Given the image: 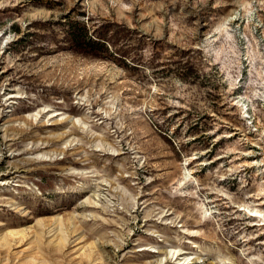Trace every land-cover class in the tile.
I'll list each match as a JSON object with an SVG mask.
<instances>
[{
    "label": "rangeland",
    "instance_id": "1",
    "mask_svg": "<svg viewBox=\"0 0 264 264\" xmlns=\"http://www.w3.org/2000/svg\"><path fill=\"white\" fill-rule=\"evenodd\" d=\"M253 209L264 0H0V264H264Z\"/></svg>",
    "mask_w": 264,
    "mask_h": 264
},
{
    "label": "bare ground",
    "instance_id": "2",
    "mask_svg": "<svg viewBox=\"0 0 264 264\" xmlns=\"http://www.w3.org/2000/svg\"><path fill=\"white\" fill-rule=\"evenodd\" d=\"M233 19L234 18H231V19H229V21H233ZM224 30H225V32H226V34H228L229 36H231L230 34H229V29L227 28V27H224ZM262 80H263V78H261ZM233 104H235V105H237L238 106V108H241L242 110H243V112L246 114V113H248V102H247V100L245 101L244 100V98L243 97H240L239 99H237L236 100V102L235 103H233ZM44 109H41L40 111H38L36 114L35 113H33V114H35L33 117L35 118V120H37L40 116H41V114H43V113H46L47 112V108H48V106H45V107H43ZM40 109V108H39ZM49 112V111H48ZM47 112V113H48ZM61 113H59V112H57V111H55V112H53V114H52V116L51 117H54V116H58V115H60ZM31 115V114H30ZM248 117V116H247ZM64 119H66V118H64ZM25 122H26V120H24ZM63 121H65V120H63ZM62 121V122H63ZM62 122H53L52 124H60V123H62ZM75 123H77V124H80V125H84L82 128H84V131H86L85 130V128H86V124H84L85 122H83L80 118H77L76 119V121L74 122V125H75ZM45 124V123H44ZM88 126V125H87ZM88 129V128H87ZM89 130H91V129H89ZM91 132H92V130H91ZM229 137L230 136H233V134H229L228 135ZM69 144H70V142H69ZM113 150V149H112ZM115 151V150H114ZM96 203V202H95ZM263 203V202H262ZM246 207V206H245ZM248 208V207H247ZM207 211V210H206ZM250 211H253L254 212V215H251V216H254V217H260L261 215L263 216V218H264V211H262V209H253V210H250ZM204 213V212H203ZM206 214V213H205ZM62 221V220H61ZM59 223H60V220H59ZM63 223V222H62ZM60 224V228L59 229H61L60 231H61V233L63 234V237H62V239L64 238V235L66 234V231L65 230H63V224H65V222L63 223V224ZM58 227H59V225H58ZM58 227H55V228H57L58 229ZM65 227H67L66 225H65ZM186 229V228H185ZM52 231H53V228H52ZM59 231V232H60ZM188 233H189V231H188ZM190 236H193V235H190ZM66 238V237H65ZM191 243V240H188L187 241V243ZM193 243V246L194 247H197L196 246V244H194V243H196V242H192ZM182 249H173V250H171V254L172 255H182V254H185V253H179L178 254V252L179 251H181ZM155 252H158V253H161L162 252V250L161 249H158V250H155ZM189 259V257L186 255L185 256V261H187Z\"/></svg>",
    "mask_w": 264,
    "mask_h": 264
}]
</instances>
